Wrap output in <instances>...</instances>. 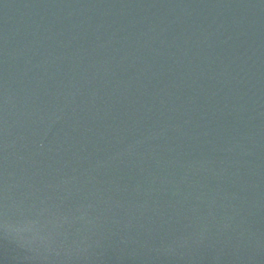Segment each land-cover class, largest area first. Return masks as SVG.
Segmentation results:
<instances>
[{"label": "water", "instance_id": "obj_1", "mask_svg": "<svg viewBox=\"0 0 264 264\" xmlns=\"http://www.w3.org/2000/svg\"><path fill=\"white\" fill-rule=\"evenodd\" d=\"M0 264H264V0H0Z\"/></svg>", "mask_w": 264, "mask_h": 264}]
</instances>
